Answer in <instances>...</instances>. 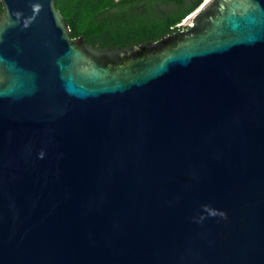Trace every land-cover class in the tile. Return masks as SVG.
Masks as SVG:
<instances>
[{
	"label": "water",
	"instance_id": "95a60500",
	"mask_svg": "<svg viewBox=\"0 0 264 264\" xmlns=\"http://www.w3.org/2000/svg\"><path fill=\"white\" fill-rule=\"evenodd\" d=\"M0 4V264H264V0L119 49Z\"/></svg>",
	"mask_w": 264,
	"mask_h": 264
},
{
	"label": "trees",
	"instance_id": "16d2710c",
	"mask_svg": "<svg viewBox=\"0 0 264 264\" xmlns=\"http://www.w3.org/2000/svg\"><path fill=\"white\" fill-rule=\"evenodd\" d=\"M203 1L55 0V5L71 29V39L82 37L92 47L119 49L175 34Z\"/></svg>",
	"mask_w": 264,
	"mask_h": 264
},
{
	"label": "rangeland",
	"instance_id": "374dc122",
	"mask_svg": "<svg viewBox=\"0 0 264 264\" xmlns=\"http://www.w3.org/2000/svg\"><path fill=\"white\" fill-rule=\"evenodd\" d=\"M116 1H118V0H116Z\"/></svg>",
	"mask_w": 264,
	"mask_h": 264
}]
</instances>
